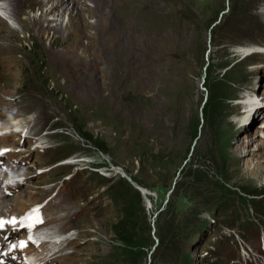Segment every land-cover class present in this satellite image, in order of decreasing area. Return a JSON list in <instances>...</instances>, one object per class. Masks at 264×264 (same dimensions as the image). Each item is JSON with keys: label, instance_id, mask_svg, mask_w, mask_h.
Returning <instances> with one entry per match:
<instances>
[{"label": "rangeland", "instance_id": "rangeland-1", "mask_svg": "<svg viewBox=\"0 0 264 264\" xmlns=\"http://www.w3.org/2000/svg\"><path fill=\"white\" fill-rule=\"evenodd\" d=\"M81 3L73 53L64 29L49 54L47 36L9 39L20 65L18 79L0 72V211L48 204V227L72 240L44 264H264V53L239 52L264 50V0ZM126 184L143 199V248L113 233Z\"/></svg>", "mask_w": 264, "mask_h": 264}, {"label": "bare ground", "instance_id": "bare-ground-1", "mask_svg": "<svg viewBox=\"0 0 264 264\" xmlns=\"http://www.w3.org/2000/svg\"><path fill=\"white\" fill-rule=\"evenodd\" d=\"M76 9H80L83 12L87 11L85 5L81 3V0H0V72L8 67L9 73L15 76L16 79L19 78L16 76L15 70H17V65L20 62H12L10 61L11 58L8 57V54L13 49V45L9 42V39H17L18 37L24 38L23 35L26 33L32 32L33 34V32H35L40 39H43V37L47 36L52 43L50 47L44 48V50L45 53L49 54L50 49L54 47L55 43L57 42V35L60 34L64 29L66 32V42L63 41V53H73V44L71 45L70 43L72 27L75 19L80 17L79 12L75 13ZM65 14H67L68 16V22L64 26V22L62 21V19L64 18L63 16ZM259 14L264 16V8L260 11ZM50 16H52L53 18L50 19ZM239 52L243 56H248L256 52L264 53V50L260 47L248 46L242 49L240 48ZM53 56L63 57L62 53H54ZM44 64L50 66V59H44ZM26 124L27 126H30V122H27ZM13 125L16 127L14 131L20 129V133H23V131L28 128L26 127V125L22 126V123L19 121H15ZM0 174H3L1 173V170ZM143 192L145 194V197L148 198V196L150 195L149 192H147L146 190ZM2 198L3 195L0 198V201ZM147 201L150 202L149 199ZM46 205L48 204H36L27 211L22 212L21 214L16 212L13 213L14 211H10V215H6L5 211H0V215L6 217L9 216L7 218L15 217L20 220L29 221L28 216L33 214L34 210L39 209L40 218H42L43 220L42 223H36L34 220L29 221L35 224V238L33 239L34 242L32 243L34 245H32V257L23 258L22 260H20V258L16 255V251L10 252V255L17 256L15 258L18 260L19 264H44L47 258L51 257L50 259H53V256H63L62 252L71 243L72 239L67 238L66 236H64L65 234H62V228L56 225L55 227H48L51 224H55V222L58 221V218H56L55 216L52 217V214H50L49 211H45L44 207ZM10 206H12L11 202L7 203L5 208H9ZM29 232L30 231H26V233ZM23 238L25 239L26 236ZM35 241L39 242V244H34ZM5 250H9L8 246L6 245L0 253Z\"/></svg>", "mask_w": 264, "mask_h": 264}, {"label": "trees", "instance_id": "trees-1", "mask_svg": "<svg viewBox=\"0 0 264 264\" xmlns=\"http://www.w3.org/2000/svg\"><path fill=\"white\" fill-rule=\"evenodd\" d=\"M128 186V196L125 202H127L124 206L125 211H122V216L121 218L114 224L113 226V233L116 236V239L121 242L122 244H125L127 246H133L134 248H139L142 246V248L145 246L143 245V239L141 238V235L138 234V229H137V223H138V218H144L146 219L145 216V211L142 207L143 205V199L141 197V194L133 188L131 185L126 184ZM180 189V183L176 184V190L178 191ZM139 207V211L135 209L136 207ZM169 208H172V203H170ZM147 220V219H146ZM162 233V232H161ZM182 233L168 236V235H159L160 237V243L157 246V249L155 250L153 254V261L158 257V253L164 251L166 253L169 251V246L172 240H180L182 241L183 238L181 237ZM167 242V243H166ZM142 250L139 251V254H143ZM174 252V250H172ZM163 253V254H164ZM171 253V251H170ZM145 254V253H144ZM176 255V254H175ZM174 255V256H175ZM174 256L172 257L173 261ZM186 264H189V261H187Z\"/></svg>", "mask_w": 264, "mask_h": 264}, {"label": "snow or ice", "instance_id": "snow-or-ice-1", "mask_svg": "<svg viewBox=\"0 0 264 264\" xmlns=\"http://www.w3.org/2000/svg\"><path fill=\"white\" fill-rule=\"evenodd\" d=\"M28 220L29 221H33L34 220L36 223H42L43 220H42V218H40L39 209L34 210V213L28 216ZM5 223H13V224H15L16 221L14 219L12 221H10V222L0 220V228H2Z\"/></svg>", "mask_w": 264, "mask_h": 264}, {"label": "water", "instance_id": "water-1", "mask_svg": "<svg viewBox=\"0 0 264 264\" xmlns=\"http://www.w3.org/2000/svg\"><path fill=\"white\" fill-rule=\"evenodd\" d=\"M130 182H131V184L137 189V190H139L142 194H143V196L145 197V194H144V192L142 191V189L139 187V186H137L134 182H132V180L131 179H128ZM175 185V184H174Z\"/></svg>", "mask_w": 264, "mask_h": 264}]
</instances>
